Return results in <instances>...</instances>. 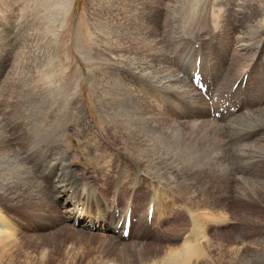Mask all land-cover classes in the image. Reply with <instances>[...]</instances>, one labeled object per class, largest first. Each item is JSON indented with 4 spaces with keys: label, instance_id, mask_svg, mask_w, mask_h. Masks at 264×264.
Instances as JSON below:
<instances>
[{
    "label": "rangeland",
    "instance_id": "obj_1",
    "mask_svg": "<svg viewBox=\"0 0 264 264\" xmlns=\"http://www.w3.org/2000/svg\"><path fill=\"white\" fill-rule=\"evenodd\" d=\"M35 1L38 0H0V121L3 129L11 135L10 140L17 149H20L21 157L22 149L32 148L34 159L32 162L27 157L22 158L25 164H20L19 176L17 172H13L10 160L8 165H0V180L4 181L6 187V191L0 193V206L14 221L20 242L18 247L13 248L5 259L0 261V264H32V260L40 262L41 254L37 249L43 246L44 249L51 250L52 242L61 238L64 241L55 251L58 255L50 264H66V260L72 264L71 259L62 260L60 255L64 258L66 250L74 245L85 244L87 252L85 257L78 259V264H86L101 249L100 244L108 246L100 237L111 238L115 242L112 234L113 218L119 215L117 210L122 213V217L125 216L127 207L129 208L131 204L137 222L130 232L133 238L127 241L138 239L150 250L152 246L169 245L174 241V236H181L182 239L177 242L180 244L186 234L191 232L192 215L198 214L201 218L208 217L205 222L214 225L212 233L214 242L223 246L222 258L219 251L214 249L216 262L222 259L221 263H230L234 240L242 233L245 236L242 248L249 264H264V29L255 32L264 20V0H257V4L261 3L263 7L258 8L257 14L252 16L247 10L251 6L247 0H159V3H156L158 0H146L147 8L154 7V12L148 16V20L146 15L142 17V20L147 22L132 19L133 26L144 27V35L148 41L144 51L146 56L151 53L155 44L157 46L164 44L165 33H171V27H164V18H167V13L172 7L177 9L173 15L177 20L179 33L176 34L178 37L176 36L174 47H168L170 51L168 61L174 69L180 71L182 81L187 80L189 85H184L181 91L167 90L161 85L157 86L164 81L167 74L155 73L149 75V81H146L143 78L147 72L140 70L136 78H141L145 82H143L145 85H142L143 90H136L138 87L134 88L133 81L124 87L126 91L135 90L132 98H138L142 102L147 97L145 100L147 107L156 113H164L163 116L187 115V120L192 118L211 120L220 126L227 139L229 134L237 141L235 149L242 145V152L248 153L257 144V151L254 152L257 162L254 160L241 167V174L247 171L248 174H252L257 171V197L242 196L236 200L235 186L240 182V177L218 180L217 176L209 175V179H212L210 187L212 192L201 193V188H196V200L188 198L184 189L174 190L161 184L174 199L168 203L163 202L161 212L153 213L152 222L148 221V218L151 208L154 212L156 202L155 198L149 195V185L144 180L140 181L138 191L134 193L133 184L123 178L124 171L122 172L116 164L121 155L127 158L121 139L105 129L99 114L94 86L97 83L108 84L98 69H104L109 64L96 53L98 45L96 41L94 42L93 31V17L97 13L96 0H74L68 16H60L55 26L60 32L56 42L57 52L51 44L55 38L54 30L49 28L51 19L43 12L35 11ZM171 4L172 7L169 8ZM51 7L47 6V9ZM172 16H168L169 19H172ZM44 39L48 42L46 43ZM239 39L245 42V45L248 44V51L241 46ZM55 55L59 63L54 62ZM199 58L201 69L208 76L209 91L213 95L210 100L193 84V72L197 68ZM62 70L63 74L65 73L64 78ZM92 73L95 79L91 76ZM245 73L248 74L245 90L242 84L233 89L235 83ZM113 84L116 86V82ZM225 90L227 94H231L228 92L230 90L238 91L239 96L236 99L239 108L233 110L235 116L230 115L233 117L223 120L222 115L227 116L228 112L221 114V118L214 117L213 114L220 111L219 107L218 111L215 110L217 105L215 97L223 95L221 91ZM235 96L236 94H231V97ZM198 97L203 103L196 102ZM244 102L248 103L247 108H244ZM253 114L256 115L253 120L246 119L248 115ZM84 118L89 120L90 128H95L103 134V140L110 145L109 151L98 150L90 140L88 134L90 131L84 130L87 129L84 128ZM16 135H21L19 142ZM57 139L62 141V147L61 144L56 145ZM227 142L232 148L229 139ZM63 150L70 155L69 172L61 162L57 164L56 173H59V179L68 185L69 192L64 193L56 201L60 206L63 200V204L66 202L69 208L74 196L79 199L85 197L88 203L87 211L94 225L90 223V219L75 221L69 212L67 215H61L58 208L54 209L56 216L52 215V212L48 215L47 211L35 208L34 195L30 190L26 172L31 169L38 177V158L42 154H47L51 155L52 159L61 160ZM232 156L234 158V155ZM35 161L38 168L34 165ZM233 162L235 164L236 160ZM244 167L248 168L247 171ZM235 168L238 169V166L235 165ZM71 180L75 181L70 182ZM79 183L84 184L81 188H88L84 196L77 191ZM45 184L47 186L53 184L52 178L48 177ZM94 187L96 193L93 191ZM195 201L202 205L197 207L194 205ZM112 206L115 207L113 212ZM227 209L233 211L227 224H218L215 222L216 219L211 218V214L216 216ZM39 210L41 215L37 213ZM100 224L108 225L110 230L100 228ZM78 229L88 232V235L77 233ZM123 229V224L121 227L119 225L117 234L120 235ZM121 242L123 241L119 243ZM252 247H257V262L252 259L250 251Z\"/></svg>",
    "mask_w": 264,
    "mask_h": 264
},
{
    "label": "bare ground",
    "instance_id": "obj_2",
    "mask_svg": "<svg viewBox=\"0 0 264 264\" xmlns=\"http://www.w3.org/2000/svg\"><path fill=\"white\" fill-rule=\"evenodd\" d=\"M247 1L251 5L247 9L251 13V15L249 14L250 16L254 14L256 15L257 9L263 7L261 3L257 4V0ZM73 2L74 0H38L34 2L35 11L40 13L43 12L46 17H50L51 19V27H48L54 30L53 34L55 38H53L52 43H50L52 44L55 52H57L56 42L60 35L59 30L55 28L57 20L62 15L66 17L68 16L73 7ZM96 2L97 6H95V10L97 11L98 15L95 13V17H93V31L95 36L94 42L96 41L97 44H95L98 45L96 48V53L97 56L102 57L109 64V66H106L104 69L101 68L102 70L98 69V72L102 73L105 77L104 79H107L108 84L97 83L94 86L97 96V105L105 129L114 133L115 136L121 139L123 151L125 152V155L128 159L121 155L119 162L116 164L117 167L122 170V172L124 171L125 177H122L125 178L127 182H130V184H133L134 187L132 188L134 193H137V186L141 183L140 181L144 180V182L149 185V195L155 198L156 206L153 213L159 214V212L162 210L163 202L166 201V203H168L169 200L174 199L172 198L173 195L170 192L165 191L166 189L164 190L161 184H163L165 187H170L171 189L173 188L174 190H177L178 188L184 189L187 191L188 198L196 200V188H201V193L210 191V194L212 192L210 190L212 179H209V175H214L217 176L216 178H218V180L240 177V182H238V184L235 186L237 187L236 192L234 191L236 200L240 199L242 196L250 198V195H255L257 197V171L252 174H248V168L246 169L244 167L247 172L241 174L242 166H246V163L250 164L254 160L257 162V156L254 153L257 151V144L254 145L253 149H251L248 153L242 152V145L240 148L238 146V148L235 149L237 141L232 139L228 134L227 137L232 144V148H230L229 143L227 142L228 139L225 137V135H223V130H221L220 126L213 123L211 120L206 118L202 119L192 117V120H187V115H185V117L163 116L164 113H156L155 110L153 111L152 108L150 109L147 107V102L145 101L147 97H145L141 102L138 98H132V96L135 94V90L126 91L124 89L128 83L133 81L134 88L138 87L136 90H143L142 85H145V82L141 80V78H136V75L140 70L147 72L145 74V78H143L146 81H149V75H153L155 73L167 74L164 78V81L157 85H161L167 90L176 89V91H181L184 85H188L186 82L187 80L182 81L180 71L178 72L176 69H174L172 64L168 61V55L170 53L168 47H174V41L176 40L177 36L176 34L179 33L177 30L178 23L175 19V16L173 15L176 14L177 9L173 8L172 4L168 6L169 8H172L169 10L167 15L169 17L173 15V18L169 19L168 16H166V19L164 18V27H171V33H165L166 39L164 44L160 46L155 44L151 50V53L144 56V51L148 45V41L144 35V27L139 28V26H133L132 19L142 20L143 15H146L148 20V16L154 12V7L152 6L147 8L146 0H96ZM156 3H159V0ZM47 6L52 7L51 9H47ZM57 10H60V12ZM162 13L165 14V12ZM142 22L147 21L142 20ZM263 29L264 20L261 21L259 29H255V32L258 33ZM239 41L242 43L241 46H244L246 49L245 51H248V44L245 45V42H242L240 39ZM47 42L48 41H46V43ZM43 45L46 44L43 43ZM54 54L55 53H53V55ZM45 56L46 55H44V57ZM56 56L57 55H55V57L53 56L54 62H58ZM40 57L42 58V56ZM35 59L37 60V58ZM64 74L62 75V78L65 77ZM91 76L95 79L94 73H92ZM92 77L91 79L93 80ZM18 81L19 80L15 82ZM114 82H116V86L113 84ZM61 84L64 85L63 83ZM229 93L236 94V96L231 97V94H226L224 97L225 101L221 106L226 104L228 105V107H225L228 110V114L227 116L222 115L223 120L235 116L236 114H233V110L239 108V102L236 99L239 96L238 91L233 92L230 90ZM234 99H236V101L233 102ZM197 101L203 103V100L200 97L196 99V102ZM243 106L244 108H247L248 103L244 102ZM215 110L218 111L217 105H215ZM198 115H200V113ZM230 115L233 116L230 117ZM254 116L256 115H248L246 119L251 121L253 120ZM89 123V120L84 118V128H87L84 130L90 131L88 133L91 137L90 140L96 145L98 150L106 152L109 151L111 149L110 145L106 144V142L103 140V134L99 130H95V128H90L91 125ZM5 130L3 129L2 121H0V165H8V160H10L9 164L13 166V172H17L19 176L21 172V169L19 168L20 164H25L22 159L23 157H27L28 160H32V162H34L33 149H22L23 157H21L20 149L16 148L14 142L10 140L11 135H9ZM227 131L230 132L229 130ZM16 136L19 142V136L21 135ZM61 142L62 141L60 139H57L56 145H60ZM62 146L63 145L61 144L60 147ZM232 155H234V158ZM69 159L70 155L66 150H63L61 160L52 159L51 155L42 154V156L38 158L39 171H37V173L39 172L40 175L42 173V176L40 177L38 173L37 177L33 170H27L26 176L30 183V190L34 195L35 208L47 211L48 215H50V212H52V215L54 216L57 214L54 209L58 208V213L61 215H67L69 212L75 218V221L90 219V223L94 225L87 211L88 203L85 197L79 199L74 196V199L69 203V208H67L66 202L63 204V200L60 203V206L56 201L57 199H60L64 193L69 192L68 185H66L65 182H62L58 177L59 173H56L58 166L57 164L63 162L64 166L69 172ZM233 160H236L235 164ZM34 165L38 168L36 161ZM235 165L238 166V169L235 168ZM48 177H51L53 180V184L50 186L45 184ZM156 180L160 182L157 183ZM73 181L75 180H71L70 182ZM3 182L4 181L1 182L0 180V193H2L4 190L6 191V187ZM122 183L125 184V182ZM82 185L84 184L79 183L80 187L77 189V191L80 193V195L84 196L87 193L85 191L88 188H81ZM93 191L96 193L95 187L93 188ZM30 198L33 199L32 197ZM194 205L199 207L202 204H200L199 201H195ZM114 209L115 207L112 206V212ZM40 210L37 211V213L41 215ZM146 210H148V208ZM126 212H128V207ZM126 212L124 211V213ZM194 213L197 214L196 212ZM231 213L233 215V211L227 209L221 214H216V216H212L211 214V218L216 219L217 221L215 222L218 224L222 223L223 225L230 221ZM82 214H84L83 218ZM121 219L122 213L120 214L119 211V215L114 216L113 218L112 234L115 242L111 238L100 237L103 242L108 243V246L100 244L101 249L98 251L96 256H93V259L86 262V264L221 263L222 259H218V262H216L217 259L214 257V249L219 251V256L222 258L223 252L221 250L223 249V246L217 245L214 242V236L212 235L214 225L212 226L211 224L205 222L208 219L207 216H205V218H201L198 214L192 215L191 232L186 234L180 244L177 242H179L182 237L174 236V241L171 244L155 247L152 246V249L150 248V250L147 249L145 243H140L138 239L127 241L123 235V231H121L120 235L117 234V228L120 225ZM99 227L110 230L109 226L106 224H100ZM15 229L16 226L14 221L11 220V217L8 215L6 210L0 206V261H3L7 254L20 244ZM77 233L81 235H88V232L81 231L80 229L77 230ZM129 238H133V235H130ZM244 238L245 236L240 233L236 240H234L235 243L231 249L232 257L229 260V264H249L247 261V256L245 255V251L242 248ZM63 241V238L60 240H54L52 242L51 250L44 249L43 246H40L37 249V252L41 254V260L40 262L37 260H32V264H50L51 260L58 255L55 253V251L60 248ZM120 241L123 242L119 243ZM85 245L72 246L65 251L64 258L62 255H60V258L62 260L71 259L72 264H78V259L85 257L87 252V247ZM18 250H21V248H18ZM250 251L252 252V259L257 262V247H252ZM66 264L70 263H68L66 260Z\"/></svg>",
    "mask_w": 264,
    "mask_h": 264
}]
</instances>
